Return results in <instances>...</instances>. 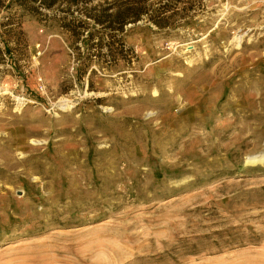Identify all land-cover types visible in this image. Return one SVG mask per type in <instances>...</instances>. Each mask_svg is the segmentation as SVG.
<instances>
[{"label": "rangeland", "instance_id": "obj_1", "mask_svg": "<svg viewBox=\"0 0 264 264\" xmlns=\"http://www.w3.org/2000/svg\"><path fill=\"white\" fill-rule=\"evenodd\" d=\"M176 6L112 65L0 7V264H264V0Z\"/></svg>", "mask_w": 264, "mask_h": 264}, {"label": "trees", "instance_id": "obj_2", "mask_svg": "<svg viewBox=\"0 0 264 264\" xmlns=\"http://www.w3.org/2000/svg\"><path fill=\"white\" fill-rule=\"evenodd\" d=\"M149 0H14L18 8L27 13L42 16L54 21L60 28L67 31L76 40L85 43L90 61L102 60L114 64L118 59L131 61L133 51L123 42L122 32L130 23L145 19L158 28H166L169 19L177 14L178 0H161L157 6L147 4ZM0 7L11 8V4ZM51 13L50 15H48ZM0 27H7L15 43L20 42L22 32L20 22L6 17ZM4 42V52L0 48V61L3 54L12 58L8 42ZM109 65V66H110ZM87 68V65H86ZM85 68V69H86Z\"/></svg>", "mask_w": 264, "mask_h": 264}, {"label": "bare ground", "instance_id": "obj_3", "mask_svg": "<svg viewBox=\"0 0 264 264\" xmlns=\"http://www.w3.org/2000/svg\"><path fill=\"white\" fill-rule=\"evenodd\" d=\"M248 164L264 163V155H254L247 159Z\"/></svg>", "mask_w": 264, "mask_h": 264}]
</instances>
